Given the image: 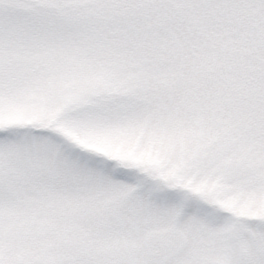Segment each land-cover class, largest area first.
I'll return each instance as SVG.
<instances>
[{
    "label": "snow or ice",
    "instance_id": "obj_1",
    "mask_svg": "<svg viewBox=\"0 0 264 264\" xmlns=\"http://www.w3.org/2000/svg\"><path fill=\"white\" fill-rule=\"evenodd\" d=\"M0 264H264V0H0Z\"/></svg>",
    "mask_w": 264,
    "mask_h": 264
}]
</instances>
